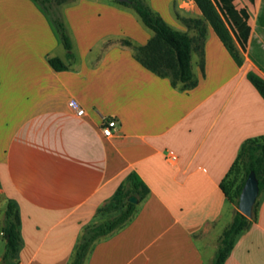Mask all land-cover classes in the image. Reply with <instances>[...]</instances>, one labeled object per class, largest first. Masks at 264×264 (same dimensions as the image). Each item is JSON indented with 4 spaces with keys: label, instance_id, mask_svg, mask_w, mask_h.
<instances>
[{
    "label": "crops",
    "instance_id": "crops-1",
    "mask_svg": "<svg viewBox=\"0 0 264 264\" xmlns=\"http://www.w3.org/2000/svg\"><path fill=\"white\" fill-rule=\"evenodd\" d=\"M144 2L162 15L157 1ZM257 2L234 1L250 15L246 49L236 40L243 64L209 29L203 55H192L198 85L179 91L129 47L110 44L121 35L141 44L154 36L120 4L81 0L69 9L75 58L70 62L65 50L61 59L69 68L57 72L48 62L57 56L56 39L42 6L0 0V183L8 198L4 215L11 199L20 209L22 245L15 264H66L78 229L69 219L91 212L131 171L150 193L133 221L98 241L85 264L212 262L236 213L221 182L243 142L264 136V99L247 79L251 70L264 78V22L259 8L254 17L250 9ZM84 6L94 10L80 17L76 11ZM47 103L56 109L44 110ZM104 118L118 122L113 138L102 134ZM169 151L177 163L166 159ZM257 202L256 220L225 264H264V194ZM5 245L0 237V264Z\"/></svg>",
    "mask_w": 264,
    "mask_h": 264
},
{
    "label": "trees",
    "instance_id": "trees-1",
    "mask_svg": "<svg viewBox=\"0 0 264 264\" xmlns=\"http://www.w3.org/2000/svg\"><path fill=\"white\" fill-rule=\"evenodd\" d=\"M37 1V0H36ZM200 10L202 19H188L198 29L197 36H190L187 32L173 29L144 0H129L124 3L131 7L140 17L144 25L153 31L154 36L146 45L140 47L135 58L148 70L158 77L171 79V85L179 90H190L198 85L192 67V55L196 50L203 55L207 29L203 27L206 21L222 41L238 65H242L244 58L236 46V40L245 50L248 44L251 27L250 15L246 8L238 9L234 0H193ZM254 4L256 0H248ZM43 10L50 12L53 22L61 36L64 49L70 62L75 58L73 42L67 27L61 17L52 10L53 0H40ZM48 62L57 72L68 70L67 65L60 57H49ZM204 72V60L200 63ZM247 79L258 90L264 99V78L251 70ZM251 172H254L259 181L260 195L264 194V136L249 138L243 142L240 151L228 174L221 182V188L228 200L239 204V198L245 182ZM150 193L149 187L135 172L126 175L114 194V207L118 214L113 218H106L101 222L89 225L82 234L80 243L75 251L71 264H85L94 245L114 234L127 224L131 223L140 207V204ZM130 196L138 197V203H132ZM256 202L252 218H248L237 211L230 225H228L219 240L218 248L210 264H225L231 255L240 236L250 228L252 221L257 218ZM2 232L6 240L5 251L1 264H15L18 252L22 245L21 215L16 200H9L4 215Z\"/></svg>",
    "mask_w": 264,
    "mask_h": 264
},
{
    "label": "rangeland",
    "instance_id": "rangeland-1",
    "mask_svg": "<svg viewBox=\"0 0 264 264\" xmlns=\"http://www.w3.org/2000/svg\"><path fill=\"white\" fill-rule=\"evenodd\" d=\"M81 0H53L52 3V10L55 11L63 20V22L65 23V25L68 23V15H69V9L73 6H75L76 4H78ZM107 2H111V3H116V4H120V8L123 11L126 12H132V14H134L137 18V20H139L140 24H142V26L145 28V30L147 32H149L150 34H153L149 29H147L143 22L141 21V19L138 17V15L136 14V12L129 6L125 5L124 3L121 2H116L114 0H106ZM147 3H149L150 1H152L153 3H155V1H157L156 4V8L158 9V11L160 13H162L161 17H166L168 19V21L171 23V25H173L174 27H178L176 25V23H178V25H180L181 29H186L188 32H191L192 35L195 37L198 35V29L195 27L194 24H189L187 22L188 19H202V14L200 13L198 7H196L195 3L193 0H146ZM235 4L237 6H239V0H234ZM37 2L42 6L40 0H37ZM155 7V6H154ZM43 8V6H42ZM259 8L260 12H259V17L263 20L264 22V0L260 1L258 0L257 4L254 6H250L251 9V14L254 17L255 15V11L256 9ZM94 10L93 6L87 7L84 6V8H82L81 10L77 9V15L78 16H82V14L84 15L85 13H89V15H91L90 13H92V11ZM196 10H198L197 13ZM196 12V13H195ZM46 15L47 18L49 20V22H51V30L53 32L54 38L56 39V45H55V51H56V55L60 58L65 57V49L63 47V43L61 41V36L58 33V30L53 22V18L50 12L46 11ZM89 21L92 20V18L88 19ZM80 22L82 24V26H86L88 24L87 20L80 19ZM203 27L206 28L207 30L210 29V31L212 32V34L215 35V32L213 31L212 27L205 21L203 24ZM68 31L70 34H73V30L71 29V27L68 26ZM150 40V39H149ZM148 40V41H149ZM147 41V42H148ZM110 44L114 45L116 44L117 46H121L123 48L125 47H129L130 50L132 51V53L134 54V57L138 51V49L145 44H141L138 42V40L134 39V37L128 36V35H121V36H117V37H112V39L110 40ZM241 56L244 58V56L241 54ZM162 78V77H160ZM163 79H168L171 83V79L169 77L163 78ZM2 152L3 149H0V158L2 157ZM115 194V193H114ZM114 194H110L106 197L105 200H103V202H100L98 205H94V207L92 208L91 212H87L85 213L83 216H72L69 220L74 224L75 221L78 223V229L76 232V238H75V243L74 246L72 248L71 254H70V260H67L66 264H71L74 255H75V251L80 243L81 237L83 232L85 231V229L93 224V223H97V222H101L102 220L106 219V218H113L114 216H116L118 214V210L114 207ZM133 197V196H130ZM135 198L138 199V197L134 196ZM7 197L4 195V193L2 192V185L0 183V220H3L4 217V210L3 207L5 205V202H7ZM240 199V198H239ZM239 201V200H238ZM8 204V203H7ZM235 205L236 208V212L239 211V204L237 205L235 202L233 203ZM232 220H230V224H231ZM229 224V225H230ZM75 229H73L72 233L70 234L71 237H75L74 232ZM2 231V230H0ZM0 237L4 238L3 233L0 234ZM57 264H61L62 262H56ZM54 262H51V264H56Z\"/></svg>",
    "mask_w": 264,
    "mask_h": 264
},
{
    "label": "water",
    "instance_id": "water-1",
    "mask_svg": "<svg viewBox=\"0 0 264 264\" xmlns=\"http://www.w3.org/2000/svg\"><path fill=\"white\" fill-rule=\"evenodd\" d=\"M121 3H127L129 0H116ZM56 105L47 103L44 105V110L50 111L55 110ZM260 194L259 181L254 172H251L248 176L245 185L242 189L239 199V211L248 218H252L254 214V207ZM132 203H138V199L130 197Z\"/></svg>",
    "mask_w": 264,
    "mask_h": 264
},
{
    "label": "built area",
    "instance_id": "built-area-1",
    "mask_svg": "<svg viewBox=\"0 0 264 264\" xmlns=\"http://www.w3.org/2000/svg\"><path fill=\"white\" fill-rule=\"evenodd\" d=\"M77 113L78 115H84L85 110L80 108ZM101 130L103 136L107 138H113L118 132V122L115 119L104 118L102 122ZM166 159L173 164L177 163L179 160L178 156L173 151L167 152Z\"/></svg>",
    "mask_w": 264,
    "mask_h": 264
}]
</instances>
